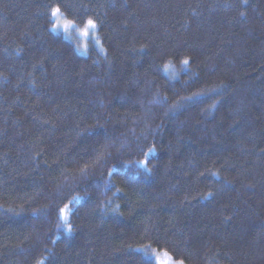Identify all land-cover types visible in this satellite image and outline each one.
I'll use <instances>...</instances> for the list:
<instances>
[{
    "label": "trees",
    "instance_id": "1",
    "mask_svg": "<svg viewBox=\"0 0 264 264\" xmlns=\"http://www.w3.org/2000/svg\"><path fill=\"white\" fill-rule=\"evenodd\" d=\"M153 251L264 264V0H0V264Z\"/></svg>",
    "mask_w": 264,
    "mask_h": 264
},
{
    "label": "rangeland",
    "instance_id": "2",
    "mask_svg": "<svg viewBox=\"0 0 264 264\" xmlns=\"http://www.w3.org/2000/svg\"><path fill=\"white\" fill-rule=\"evenodd\" d=\"M65 20L71 21L68 18H66L63 14L57 17L56 19H52V24L50 26V29L53 31L54 24H57V23L63 24ZM86 22L82 25H77L73 22V27L69 28L67 31H65L63 28H58V30H56L55 32L61 33L67 40H69L73 44L76 51L80 54H83V55L87 54L89 49L92 47L97 52L103 53V48L97 36L96 29L94 31L89 29L88 30L89 34L87 36L81 35V32L84 30ZM97 41H99V43H97ZM63 227L65 228V231H67L68 226L64 225ZM150 255L155 259L156 264H175V261H173L165 253H159V252L153 251V254H150Z\"/></svg>",
    "mask_w": 264,
    "mask_h": 264
},
{
    "label": "snow or ice",
    "instance_id": "3",
    "mask_svg": "<svg viewBox=\"0 0 264 264\" xmlns=\"http://www.w3.org/2000/svg\"><path fill=\"white\" fill-rule=\"evenodd\" d=\"M242 3L243 4H246L247 3V0H242ZM62 13H61V9L60 7H55L51 10V13H50V18L51 19H56L57 17L61 16ZM240 15H244L243 12L240 13ZM73 27V22L72 21H68V20H65V22L63 24H54L53 25V31H56L58 30V28H63L65 31H67L69 28ZM97 28V25L96 23L89 19L86 24H85V27H84V30L81 32V35H84V36H87L89 33H88V30L91 29V30H95ZM97 43H99V41H97ZM183 65L187 66L189 64V60L187 59H184L182 62H181ZM165 71H167V66H165ZM191 99V98H189ZM154 149H149L148 152L146 153H143V155H145L146 157L149 156L151 154V152L153 151ZM99 162V161H98ZM139 163V166L141 168H145L146 169V164L148 163L147 160H142V161H138ZM87 173V169L85 168L84 170H82V175L83 174H86ZM111 171L109 172V175H111ZM209 196L212 195V193H209L208 194ZM68 208V205H65V208L63 209H60V213H59V218L64 221L65 223H67V215H66V209ZM69 231H71V227L69 226ZM175 264H183V261H177L175 262Z\"/></svg>",
    "mask_w": 264,
    "mask_h": 264
}]
</instances>
